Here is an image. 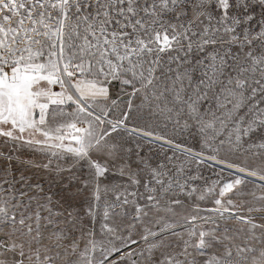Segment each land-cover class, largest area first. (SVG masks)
<instances>
[{
    "label": "snow or ice",
    "instance_id": "1",
    "mask_svg": "<svg viewBox=\"0 0 264 264\" xmlns=\"http://www.w3.org/2000/svg\"><path fill=\"white\" fill-rule=\"evenodd\" d=\"M0 264H264V0H0Z\"/></svg>",
    "mask_w": 264,
    "mask_h": 264
}]
</instances>
